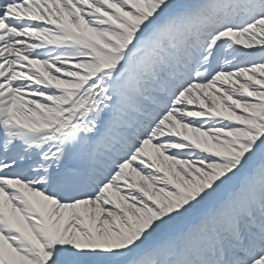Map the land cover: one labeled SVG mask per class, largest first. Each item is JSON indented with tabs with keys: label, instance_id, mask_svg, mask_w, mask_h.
Here are the masks:
<instances>
[{
	"label": "snow or ice",
	"instance_id": "obj_1",
	"mask_svg": "<svg viewBox=\"0 0 264 264\" xmlns=\"http://www.w3.org/2000/svg\"><path fill=\"white\" fill-rule=\"evenodd\" d=\"M0 264H264V0H0Z\"/></svg>",
	"mask_w": 264,
	"mask_h": 264
}]
</instances>
